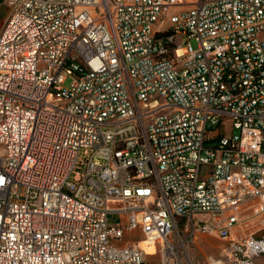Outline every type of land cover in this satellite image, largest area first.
I'll return each mask as SVG.
<instances>
[{
  "label": "built area",
  "instance_id": "obj_1",
  "mask_svg": "<svg viewBox=\"0 0 264 264\" xmlns=\"http://www.w3.org/2000/svg\"><path fill=\"white\" fill-rule=\"evenodd\" d=\"M6 2L0 264H264V0Z\"/></svg>",
  "mask_w": 264,
  "mask_h": 264
},
{
  "label": "crops",
  "instance_id": "obj_2",
  "mask_svg": "<svg viewBox=\"0 0 264 264\" xmlns=\"http://www.w3.org/2000/svg\"><path fill=\"white\" fill-rule=\"evenodd\" d=\"M9 12H10V8H9V6H8V4H7V2H6V0H0V29H1V27L3 26V24H4V22H5V20H6V18L8 17V15H9ZM134 233H138V232H132V233H129V234H134ZM139 234V233H138ZM128 234H126V236H127ZM140 235V238H141V234H139ZM123 240H125V241H132V240H130V239H126L125 237H124V239ZM134 240H139V239H134ZM133 240V241H134ZM141 242V247L142 248H145L148 252L147 253H154V251H152V249H153V247H154V245H153V243L152 242H148L147 240H145V239H142V240H140L139 241V243ZM199 252H198V257L200 258V259H204V258H206V257H214V258H217V257H215V253H219V251H220V248L222 247V245H223V242L221 241V245L219 246V245H214V244H212V242H211V239L209 238V237H206V236H204V237H200V239H199ZM205 244H207V245H209L210 246V248L211 249H213L212 251H210V252H207L206 250H204V248H203V245H205ZM219 257V256H218Z\"/></svg>",
  "mask_w": 264,
  "mask_h": 264
},
{
  "label": "rangeland",
  "instance_id": "obj_3",
  "mask_svg": "<svg viewBox=\"0 0 264 264\" xmlns=\"http://www.w3.org/2000/svg\"><path fill=\"white\" fill-rule=\"evenodd\" d=\"M191 45H192V47L193 48H196V43L193 41V40H191ZM71 82V78H66V80H65V86L66 85H69V83ZM229 130H230V126H229V124H226L225 125V132L226 133H229ZM117 220V218H116V216L115 215H110L109 216V219H108V222L109 223H112V222H115ZM206 237H209L210 239H211V242H212V244H214V245H221V241L219 240V238H217L216 236H214V235H205ZM125 238L126 239H130V240H134V239H139V241L140 240H142L141 238H140V235L138 234V233H134V234H128L127 236H125ZM125 240H123V242H124ZM203 248H204V250H206L207 252H210V251H212L213 249H211L210 248V246L209 245H207V244H205V245H203ZM152 254V253H151ZM215 255V257H218L219 256V253L217 252V253H215L214 254ZM158 257H159V255H158V253H154L153 255H151V256H147V257H145V260H144V262L142 263V264H155V261L158 259Z\"/></svg>",
  "mask_w": 264,
  "mask_h": 264
},
{
  "label": "bare ground",
  "instance_id": "obj_4",
  "mask_svg": "<svg viewBox=\"0 0 264 264\" xmlns=\"http://www.w3.org/2000/svg\"><path fill=\"white\" fill-rule=\"evenodd\" d=\"M139 245L141 246V242L139 243ZM144 250H145V252H148L145 248H143ZM155 249H154V247H153V249H152V251H154Z\"/></svg>",
  "mask_w": 264,
  "mask_h": 264
}]
</instances>
